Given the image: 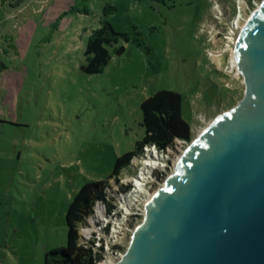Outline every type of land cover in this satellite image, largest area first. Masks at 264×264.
Listing matches in <instances>:
<instances>
[{
    "label": "rangeland",
    "instance_id": "obj_1",
    "mask_svg": "<svg viewBox=\"0 0 264 264\" xmlns=\"http://www.w3.org/2000/svg\"><path fill=\"white\" fill-rule=\"evenodd\" d=\"M263 1L0 0V264H43L50 249L65 246L73 195L86 181L107 179L142 139L140 104L173 91L189 140H178L172 156L145 147L123 170L129 189L117 192L111 215L98 208L79 227L103 247L99 264L116 262L184 152L243 98L233 50ZM238 6L244 11L229 38ZM103 20L129 40H118L124 52L101 73L85 75L87 39ZM151 163L167 169L162 180L152 178Z\"/></svg>",
    "mask_w": 264,
    "mask_h": 264
},
{
    "label": "water",
    "instance_id": "obj_2",
    "mask_svg": "<svg viewBox=\"0 0 264 264\" xmlns=\"http://www.w3.org/2000/svg\"><path fill=\"white\" fill-rule=\"evenodd\" d=\"M233 52L243 98L191 143L113 264H264V1Z\"/></svg>",
    "mask_w": 264,
    "mask_h": 264
},
{
    "label": "trees",
    "instance_id": "obj_3",
    "mask_svg": "<svg viewBox=\"0 0 264 264\" xmlns=\"http://www.w3.org/2000/svg\"><path fill=\"white\" fill-rule=\"evenodd\" d=\"M120 38L128 41L129 35L116 31L109 21H101L98 28L91 30L87 39L86 63L80 66L81 72L85 75L101 73L113 55H121L124 52L123 46H115ZM140 110L144 129L142 139L135 144L133 150L116 158L107 179L86 181L73 195L65 214L66 245L50 249L43 264L101 262L103 247L84 239L79 227L90 223L98 208L104 209L106 215H111V211L115 210L111 202L116 198L117 192L122 194L129 189V183H120L122 172L132 170V160L142 155L145 147L155 146L158 151L164 153L169 149L176 154V141L189 140L190 126L183 119L181 97L177 93L168 90L157 91L140 104ZM167 163L169 164V160ZM166 171V168L154 169L152 178L160 181L165 177ZM113 184L116 187L114 191L110 188Z\"/></svg>",
    "mask_w": 264,
    "mask_h": 264
},
{
    "label": "built area",
    "instance_id": "obj_4",
    "mask_svg": "<svg viewBox=\"0 0 264 264\" xmlns=\"http://www.w3.org/2000/svg\"><path fill=\"white\" fill-rule=\"evenodd\" d=\"M244 11V8L242 9L240 6H238L237 8H236V10H235V16H234V18H233V20H234V22L232 21V20H230V22H229V24L227 25V27H228V30L226 31L227 33H226V35H227V37H232L233 36V34H234V31L236 30V29H238V27H239V20H240V17H241V14H242V12ZM178 141V140H177ZM176 141V142H177ZM150 148H152V149H154L155 151H157V152H159V153H162V154H167L168 156H172L174 153L171 151V150H169V149H167V151H166V153H164V152H161V151H158L156 148H155V146H150ZM176 149H177V146H176ZM167 160H169L170 161V158H166L164 161L167 163ZM155 165H153V166H151L153 169H155V167H154ZM150 167V166H149ZM120 183L121 184H123L122 183V181L120 180ZM127 183H125V184H123V185H126ZM96 246H98V245H96ZM103 261V260H102ZM100 263V262H99ZM98 263V264H99Z\"/></svg>",
    "mask_w": 264,
    "mask_h": 264
},
{
    "label": "bare ground",
    "instance_id": "obj_5",
    "mask_svg": "<svg viewBox=\"0 0 264 264\" xmlns=\"http://www.w3.org/2000/svg\"><path fill=\"white\" fill-rule=\"evenodd\" d=\"M247 23V22H246ZM245 23V24H246ZM245 26V25H244ZM234 51V50H233ZM231 66H233V67H237V64H236V62H235V58H234V52H233V58H232V60H231ZM181 159V158H180ZM179 159V160H180ZM179 160H178V162H179ZM155 163H151V164H145V166H152V165H154Z\"/></svg>",
    "mask_w": 264,
    "mask_h": 264
}]
</instances>
